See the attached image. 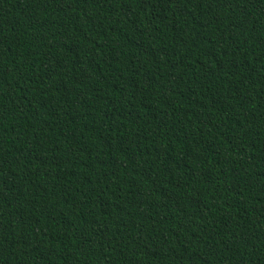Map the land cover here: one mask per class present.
I'll use <instances>...</instances> for the list:
<instances>
[{
	"label": "trees",
	"instance_id": "obj_1",
	"mask_svg": "<svg viewBox=\"0 0 264 264\" xmlns=\"http://www.w3.org/2000/svg\"><path fill=\"white\" fill-rule=\"evenodd\" d=\"M0 264H264V0H0Z\"/></svg>",
	"mask_w": 264,
	"mask_h": 264
}]
</instances>
